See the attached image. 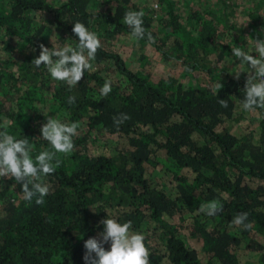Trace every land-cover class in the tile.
Here are the masks:
<instances>
[{
  "label": "trees",
  "instance_id": "1",
  "mask_svg": "<svg viewBox=\"0 0 264 264\" xmlns=\"http://www.w3.org/2000/svg\"><path fill=\"white\" fill-rule=\"evenodd\" d=\"M8 1L12 24L2 21L0 9V124L6 121L10 134L29 140L33 159L53 150L40 137L42 125L35 129L36 120L47 122L43 113L79 127L74 150L57 153L60 165L42 176L50 189L43 204L23 200L13 178L0 179V264H85L84 241L99 238L107 213L120 223L131 221L130 231L145 236L149 264H264V108L245 117L241 136L217 142L210 153L206 149L207 133L213 136L206 126L226 120L233 125L245 114L237 102L244 98L248 66L228 51L230 44L244 47L245 29L225 36L232 27L225 14L207 9L212 17L196 11L188 28L182 15L190 0L171 1L157 17L155 42L138 39L154 53L135 43L146 67L133 70L108 45L117 35L131 34L123 22L136 9L130 0ZM250 1L264 6L263 0ZM261 6L247 5L252 41L264 33ZM143 10L147 33L153 17ZM77 21L103 43L91 61L95 70L69 87L31 61L40 43L76 46ZM219 35L224 36L218 40ZM105 79H111L112 91L101 96ZM217 84L222 87L214 94ZM70 96L76 98L71 105ZM120 113L130 119L117 128L113 117ZM257 158L263 165L257 166ZM213 200L222 211H199ZM243 212L250 229L231 224ZM197 243L205 259L191 247ZM104 247L110 250L109 243Z\"/></svg>",
  "mask_w": 264,
  "mask_h": 264
},
{
  "label": "clouds",
  "instance_id": "2",
  "mask_svg": "<svg viewBox=\"0 0 264 264\" xmlns=\"http://www.w3.org/2000/svg\"><path fill=\"white\" fill-rule=\"evenodd\" d=\"M165 1L145 0L143 8L150 12L148 13L149 16L152 13L153 17L150 29L153 22L156 25L158 15H162L163 6L171 2V0H167L164 3ZM136 2L137 0H130L129 3L136 4ZM241 3H245V0H190L186 8L188 11L182 16L187 18L188 28H190L192 15L196 11L202 12V15L208 20L212 15H209L204 9L217 10L225 14L227 27L238 25L245 29V33H249L253 19L249 13L244 15ZM253 5L261 6L256 3H253ZM10 7L11 3L8 0H0V9L7 18ZM261 7L264 8V6ZM217 14L219 13L213 15L216 16ZM143 16V11L129 10L125 13L123 22L131 29L133 37L142 39L146 36L149 41L155 42L152 32L146 33L143 27ZM182 16L179 19L180 23L183 20ZM220 19L224 21L222 17ZM11 22L13 23V21ZM72 32L78 37L76 46L64 44L63 46L49 48L40 43L39 55L31 61L37 68L43 65L53 79L66 82L69 87L77 85L86 70H95L91 61L95 59L97 50L101 48V41L98 36L89 31L84 23L75 22ZM223 36H217V38L219 37L218 40ZM235 46L230 44L228 51H231L232 55L239 59V64L248 66V74L243 88L244 98L242 101L237 102L239 109L245 111V114L239 117L233 125H230V120H226L215 128L205 127L213 134V136H210L207 133V136L210 137L206 141L208 153L216 150L217 142L230 136H241L242 133L238 129L245 123V117L249 116L256 108H264V33L260 38L253 39L251 49ZM221 47L222 45L219 44L218 49ZM242 71L244 70L241 69L235 72L236 79H239ZM221 87V84H217L212 89L213 93L217 94ZM99 91L101 96H107L112 91L111 79H105ZM75 100L74 96H70L68 104H74ZM218 102L221 107H228L225 99H219ZM43 114L47 117V122L36 120L35 129L42 125L40 137L46 140L53 150L44 149L36 154L34 159L32 156L34 149L29 140L27 138H16L6 130V125H0V179L13 178L22 186L23 200L31 202L35 198V203L38 205L44 203V197L48 195L50 190L49 186L43 182L42 176H51L56 167L60 165L61 161L57 158V153L68 154L74 150L73 137L77 135L79 127V122L65 123L58 118L49 116L48 113ZM256 116L258 117L259 114L257 113ZM128 119H130L128 114L120 113L118 116L113 117V122L118 128ZM160 157L165 158V151ZM206 159L207 157L205 161ZM261 165L263 164L257 158V166ZM222 210L223 205L216 200L201 204L199 208L201 213L208 216H214ZM38 217L43 218L45 216ZM247 217V212L238 213L232 219L231 224L250 229L252 225L247 222ZM99 223L103 225V231L98 233L99 238L90 237L84 241L85 253L83 259L85 264H149V250L144 242L145 236L142 233L130 231L132 228L131 221L120 223L107 213V216ZM105 243L110 244V250H105ZM191 247L197 251L201 260L206 258L202 256L203 249L201 245L197 243L192 244Z\"/></svg>",
  "mask_w": 264,
  "mask_h": 264
},
{
  "label": "rangeland",
  "instance_id": "3",
  "mask_svg": "<svg viewBox=\"0 0 264 264\" xmlns=\"http://www.w3.org/2000/svg\"><path fill=\"white\" fill-rule=\"evenodd\" d=\"M47 1L51 2L52 4L58 3V0H47ZM171 1L172 2L176 1L179 5H181L180 0H171ZM144 2H145V0H137L136 4H134V6L136 7L135 11H143V13H144V10H143ZM105 3L107 5L109 2L105 1ZM160 16H161V14L158 15V17H160ZM2 21L9 23V24L12 23L7 17L3 18ZM155 26L156 25L153 22L152 28L150 29V32L155 31ZM239 28H240V26L235 25L234 27L230 28V32L226 33L225 36H228V35L234 36V37L237 36L238 35L237 30ZM250 34L251 33H245V32L240 33V35L242 36L241 41L244 42L243 46L246 48H249V49H251V45H252V40L250 38ZM125 35H127V37H125ZM97 36L100 39L101 45H102L103 38L98 34H97ZM135 43H140V44L144 45L143 42L139 41L137 38L133 37L131 34H120V35H117L116 39L108 41V45H113V47L115 49H117L118 53L125 60L127 67L131 68L133 70L135 67L139 66L140 64H142L143 68L146 67V63L145 62L143 63V58H141L143 56L142 54L144 53V51L139 52L137 50V45ZM104 45H106V44L104 43ZM144 46L147 47L148 49H150L154 53L153 48L151 46H146V45H144ZM237 61H239V59L236 60V62ZM39 106L41 108V104H39ZM5 123H6V121L2 120V124H0V125H5Z\"/></svg>",
  "mask_w": 264,
  "mask_h": 264
},
{
  "label": "crops",
  "instance_id": "4",
  "mask_svg": "<svg viewBox=\"0 0 264 264\" xmlns=\"http://www.w3.org/2000/svg\"><path fill=\"white\" fill-rule=\"evenodd\" d=\"M241 4H242V7L244 5V7H243V13H244V15H247L249 13V10H248L247 5L248 6L249 5H253V3L250 0H245V3H241Z\"/></svg>",
  "mask_w": 264,
  "mask_h": 264
}]
</instances>
